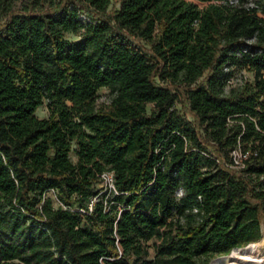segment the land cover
<instances>
[{
    "label": "trees",
    "instance_id": "trees-1",
    "mask_svg": "<svg viewBox=\"0 0 264 264\" xmlns=\"http://www.w3.org/2000/svg\"><path fill=\"white\" fill-rule=\"evenodd\" d=\"M117 1L0 0V264H210L262 239L264 0Z\"/></svg>",
    "mask_w": 264,
    "mask_h": 264
},
{
    "label": "rangeland",
    "instance_id": "rangeland-1",
    "mask_svg": "<svg viewBox=\"0 0 264 264\" xmlns=\"http://www.w3.org/2000/svg\"><path fill=\"white\" fill-rule=\"evenodd\" d=\"M43 1V0H42ZM28 2H30V0H18V6H23L26 5ZM47 4V2H46ZM116 5H119V0L116 2ZM202 5V4H201ZM83 12V11H82ZM87 15L91 16L90 14H88L87 12H84ZM93 17V16H91ZM67 37L69 38H75L76 36L72 33H67ZM248 80V81H253L254 79V73L247 69V68H243L242 72H241V80ZM109 102H110V92L108 87H102L99 90L97 99H96V105L98 107H105L107 108L109 106ZM176 107L177 109L182 113L185 114L186 117H188L189 119H191L192 121H194V117L192 116V113L190 112L189 109V104L186 100V97L183 93H181L180 97L178 98V100L176 101ZM36 113L40 116V117H47L50 114V109L48 107V103L47 100L44 101L43 104L39 105ZM233 121V120H232ZM72 158L75 159V155L74 153L72 154ZM236 170V169H235ZM97 186L100 189V194L105 193V196H108L109 198H112V196L114 195L115 191H110L109 189H106L104 185H102V183L99 181ZM54 198H57L56 195L53 193L52 194ZM262 236L260 240L258 241H253V242H249L246 243V245L244 246H239V247H235L233 249H231V251L229 253L226 254H220L217 255L216 257H214L210 264L213 261H216L217 259L220 260L219 264H226V260H224L226 257L231 256V253L236 252L237 255L239 256H243L244 254L243 249H245L247 246H250L251 244L254 245L255 251L250 253V257L249 260L247 262H240V258L236 257V258H231L230 263L232 264H255L256 259H259L260 257H262V255H264V220H262ZM154 240L149 241V243H153ZM151 252L153 253V247L151 248ZM224 261V262H223ZM232 261V262H231Z\"/></svg>",
    "mask_w": 264,
    "mask_h": 264
},
{
    "label": "built area",
    "instance_id": "built-area-1",
    "mask_svg": "<svg viewBox=\"0 0 264 264\" xmlns=\"http://www.w3.org/2000/svg\"><path fill=\"white\" fill-rule=\"evenodd\" d=\"M80 19L82 22L86 23L87 21H91V17L86 13L80 11ZM252 150L250 148H245L238 143L234 148L231 149L229 153V159L225 160L227 167L232 169H236L238 171L243 172L244 168L247 166V159L249 158ZM99 181L102 185L105 186L106 189L110 191L116 192V184H115V173L112 169H105L99 174ZM96 197L91 199L89 202L88 209L80 208L83 212H91L94 208V202Z\"/></svg>",
    "mask_w": 264,
    "mask_h": 264
},
{
    "label": "bare ground",
    "instance_id": "bare-ground-1",
    "mask_svg": "<svg viewBox=\"0 0 264 264\" xmlns=\"http://www.w3.org/2000/svg\"><path fill=\"white\" fill-rule=\"evenodd\" d=\"M254 251H255L254 245L251 244L250 246H247L245 249H243V252H242L244 254L243 256H239L237 255L236 252H234V253H231V256L226 257L224 260H226V264H232L230 263L231 258L238 257L240 258V262H247L249 260L250 253ZM219 262L220 260L217 259L216 261H213L211 264H219ZM255 264H264V255H262V257H260L259 259H256Z\"/></svg>",
    "mask_w": 264,
    "mask_h": 264
}]
</instances>
